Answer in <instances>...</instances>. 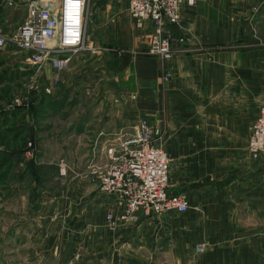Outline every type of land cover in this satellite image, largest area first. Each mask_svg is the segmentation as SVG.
<instances>
[{"label": "crops", "instance_id": "0c3cea01", "mask_svg": "<svg viewBox=\"0 0 264 264\" xmlns=\"http://www.w3.org/2000/svg\"><path fill=\"white\" fill-rule=\"evenodd\" d=\"M94 5L99 24L109 35V49L120 65L110 81L120 105L129 103L133 119L129 124L147 119L162 130L174 167L169 169V191L185 194L189 200L188 212L178 221L173 214L163 215L162 229L157 228L162 231L159 240L139 218L109 231L111 239L103 238L105 245L130 239V256L136 262L141 257L148 262L150 254L143 250L166 242L180 249V264H264V159H251L246 149L247 131L264 104V0L183 3L179 24L169 31L173 37H184L186 44L170 60L140 51L147 44L148 31L137 28L129 18L127 0H101ZM6 12L0 11V26L9 35L19 24L7 28L9 21L3 15L14 12ZM131 50L137 51L134 56L120 55ZM167 73L170 78L164 81ZM90 77L68 82L80 88L109 81ZM46 83L39 81L38 92ZM118 113L120 119H114L113 129L112 123L104 124L105 118L92 121L84 116L79 129L70 134L75 147L89 149L94 144L99 153L105 135L118 129L122 118ZM237 133L245 134V144L236 139ZM82 156L76 163L85 176L87 165L95 160L88 162L87 155ZM84 176L80 179L85 183ZM85 184L83 198L92 191L87 180ZM96 194L84 206L99 210L95 222L104 229L105 215L119 210L113 197ZM190 198L198 199L197 203ZM200 221H209L206 232L200 233ZM176 225L175 237L172 226ZM199 244L221 248L193 260L194 251L187 247Z\"/></svg>", "mask_w": 264, "mask_h": 264}, {"label": "rangeland", "instance_id": "374dc122", "mask_svg": "<svg viewBox=\"0 0 264 264\" xmlns=\"http://www.w3.org/2000/svg\"><path fill=\"white\" fill-rule=\"evenodd\" d=\"M96 1L89 0L85 29V45L89 48L66 51L70 62L62 71L43 66L39 74L38 67L26 65L24 53L11 47L0 51V264H180V249L172 243L144 249L150 254L148 262L142 259L144 257L139 262L131 258L133 248L127 242L130 239L125 243L105 245L107 240L103 238L111 239L107 233L112 231L105 227L102 229L95 222L98 221L99 210L84 206L90 198H97L96 192L100 193L88 174L90 164L84 176V172L81 173L83 167L76 163L77 158H83V154L87 155L85 159L88 162L96 161L99 154L93 149L94 144L89 149H77L70 134L77 131L84 116L92 121L105 118L104 124L112 123L110 127L113 129L114 119H120V111L122 118L117 124L120 127L105 135L106 139L121 131L130 132L134 127V124H129L133 121L129 103L120 105V98L110 81L114 71L120 70V65L117 67L118 61L109 49V35L103 31L95 15L94 4L101 3V0ZM10 14L3 16L9 21L7 28L14 29L23 22L24 14ZM140 51L144 52V49ZM136 52L123 51L120 55L134 56ZM123 64L126 65L125 61ZM54 76L58 77V84L53 86L50 94H46L43 88ZM83 76L109 81L89 83L80 88H74L73 83L68 82L78 81ZM38 81L47 82L42 85V92H38ZM159 130V146L169 155L165 137ZM244 136L240 133L235 135L245 144ZM246 136L248 140L249 129ZM61 162L67 167L63 177L59 174ZM171 168L174 169L170 163V171ZM83 176L92 189L89 198L82 195L83 190L86 193V184L81 180ZM46 195L48 198L44 197ZM191 200L197 203L198 199ZM167 213L175 215L174 220L186 214ZM165 214L153 218L140 217L158 240L162 231L157 228L162 229L163 224H159ZM204 222L199 225L200 233L206 232L210 225L209 221ZM178 226H172L175 237ZM175 237L173 241H177ZM189 247L188 250L194 251L190 255L193 260L221 248L204 244Z\"/></svg>", "mask_w": 264, "mask_h": 264}, {"label": "built area", "instance_id": "2783aa9c", "mask_svg": "<svg viewBox=\"0 0 264 264\" xmlns=\"http://www.w3.org/2000/svg\"><path fill=\"white\" fill-rule=\"evenodd\" d=\"M183 3L192 6L194 0H127L129 18L137 28L148 31L147 55L170 60L183 52L186 39H173L169 31L179 24ZM88 9L89 0H0L1 12L24 14L23 22L9 35L0 26V51L17 49L27 56L26 65L39 71L48 66L60 72L70 62L66 51L89 48L85 45ZM169 78V73L163 77L164 81ZM56 84L58 77L54 76L43 91L50 94ZM16 104L20 102L16 100ZM160 141V130L147 120H139L130 132L121 131L106 139L97 160L89 165L88 174L98 192L113 197L119 210L118 214L105 215L107 230L114 231L140 217L188 211L185 195L169 191V157ZM246 149L251 159H264V104L249 127ZM66 172L61 162L60 176Z\"/></svg>", "mask_w": 264, "mask_h": 264}]
</instances>
